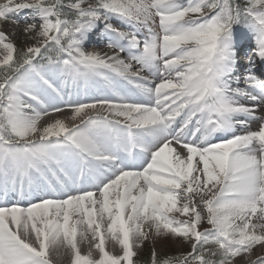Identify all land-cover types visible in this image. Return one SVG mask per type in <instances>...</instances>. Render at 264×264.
I'll list each match as a JSON object with an SVG mask.
<instances>
[{
	"label": "snow or ice",
	"instance_id": "snow-or-ice-1",
	"mask_svg": "<svg viewBox=\"0 0 264 264\" xmlns=\"http://www.w3.org/2000/svg\"><path fill=\"white\" fill-rule=\"evenodd\" d=\"M2 24L0 264L61 249L139 264L169 238L190 251L148 264L264 248V0H5ZM16 29L34 43L18 48ZM97 30L109 51H85ZM64 111L71 126L41 123Z\"/></svg>",
	"mask_w": 264,
	"mask_h": 264
},
{
	"label": "rangeland",
	"instance_id": "rangeland-1",
	"mask_svg": "<svg viewBox=\"0 0 264 264\" xmlns=\"http://www.w3.org/2000/svg\"><path fill=\"white\" fill-rule=\"evenodd\" d=\"M241 1L242 0H239V2H241ZM182 2L186 3V0H182ZM21 28H23V24L20 25V29ZM20 29H16V32H18V30H20ZM0 30H5V31L11 32L12 28H11V25H9V24H2V25H0ZM24 37L25 38L27 37V38L25 39ZM11 39H12L13 43H15L17 45L18 48H24V47H27V46H31L34 43L33 40H29L30 38L28 36L24 35V34H20V37L18 35H15V36L11 37ZM91 47H88L86 49V51H94V49L97 48V47L96 48L92 47V49H93L92 50ZM89 49H91V50H89ZM57 118L64 119L66 121V123H68V117H66V116L63 117L62 115L57 116V114H52V115H49V116L45 117L42 120L41 123L44 124V123H47V122H51V121H54ZM257 122L258 123L255 126L256 130H258L260 121H257ZM69 126H71V124H69ZM182 218L183 217H181V219ZM207 227H208V225L206 223H204V224L201 225V230H203L204 228H207ZM113 244H114L113 242L108 241L107 244H106V249L108 251L112 252L113 254H120V249L113 250V248H112ZM80 247H81V253L83 254L84 252L88 251V247L89 246L86 245V244H82ZM259 248H260V252L255 253V250L253 251L254 255H253L252 259H256L258 256L264 255V248H261L260 246H259ZM149 249H151V250L155 249L156 252L158 253V255L163 258V257H167V256H174V255H179V254H182V253H186V252L190 251V246L188 244L184 243L183 241H180V240L174 241L171 238H169L167 240L155 239V240H151V241H146L141 246V248L136 249L137 256L145 254ZM56 253L57 252H55V254H54V256H55L54 259H52L50 257L51 261H53L52 264H54V261L57 262L58 259L60 258V256H61V258L62 257L66 258L68 255H70V253L66 249H61L60 252L57 253V255H56ZM93 255L94 256H98V253L94 252ZM248 259H249V256L242 255L240 257H237L235 259L234 263H242V262L244 263Z\"/></svg>",
	"mask_w": 264,
	"mask_h": 264
},
{
	"label": "bare ground",
	"instance_id": "bare-ground-1",
	"mask_svg": "<svg viewBox=\"0 0 264 264\" xmlns=\"http://www.w3.org/2000/svg\"><path fill=\"white\" fill-rule=\"evenodd\" d=\"M2 3H4V2H2ZM2 3H0V4H2ZM29 14V13H28ZM27 13H24L22 16H24V15H28ZM114 23H115V21H114ZM22 29V28H21ZM123 30H124V28H123ZM126 30H128V29H126ZM18 34V36L20 37V34H23L22 33V31L21 30H18V32H17ZM13 37V36H12ZM25 38V37H24ZM27 38V37H26ZM25 38V39H26ZM24 39V40H25ZM29 40H31V39H29ZM34 42V41H33ZM105 44H106V39H102V38H100L99 37V30H97V32L95 33V34H93V36H92V42H90V43H88L86 46H85V51H86V49L88 48V47H94V48H96V49H94V51H99V52H101V53H103V52H107V51H109L106 47H105ZM92 47H91V49H92ZM90 49V50H91ZM93 50V49H92ZM242 72H243V70L241 69V74H242ZM244 86V84H243V80L241 79V87H243ZM95 93H93L92 95H94ZM92 95H90L88 98H91V96ZM258 115H264V110H261L260 112H258L257 113ZM60 115H62L63 117L64 116H67V115H65V113L64 112H62V113H59L57 116H60ZM66 119V118H65ZM257 121H253L252 123H251V125H250V127H251V130H256L255 129V126L257 125ZM85 253H87V252H84L83 254H85ZM54 254H55V252H52L51 254H50V257L52 258V259H54L55 258V256H54ZM56 255H57V253H56ZM94 257H97V256H94ZM70 260H71V257H70V255H68L66 258H64V257H62L61 258V256H60V258L58 259V261L56 262V261H54V264H70ZM244 261V260H243ZM243 263V262H242Z\"/></svg>",
	"mask_w": 264,
	"mask_h": 264
},
{
	"label": "trees",
	"instance_id": "trees-1",
	"mask_svg": "<svg viewBox=\"0 0 264 264\" xmlns=\"http://www.w3.org/2000/svg\"><path fill=\"white\" fill-rule=\"evenodd\" d=\"M151 252L152 250L149 249L145 254L137 256L139 264H148V262L150 261Z\"/></svg>",
	"mask_w": 264,
	"mask_h": 264
}]
</instances>
